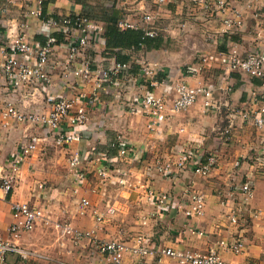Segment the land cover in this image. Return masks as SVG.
Segmentation results:
<instances>
[{
  "label": "crops",
  "instance_id": "0c3cea01",
  "mask_svg": "<svg viewBox=\"0 0 264 264\" xmlns=\"http://www.w3.org/2000/svg\"><path fill=\"white\" fill-rule=\"evenodd\" d=\"M207 1L216 6L205 10L192 0H165L160 7L146 5L145 12L155 14L151 23L142 21L143 0H43L41 18H28L26 38L33 45L45 41L42 17L79 16L100 24L102 41L92 43L90 56L102 67H108L116 61L115 53H119L118 60L125 61L122 63L133 62L131 72L137 77L140 65H149L155 71L157 85L141 82V87L121 91L120 100L113 97L115 91L99 93L98 101L88 108L86 124L74 131L80 132L82 139L71 145L58 142L44 129L31 131L23 125L9 123L0 134V163L3 162L0 171L4 172L17 156L19 143L25 138L36 139V151L23 159L13 189L7 195L0 189V237L10 239L7 230L13 222L14 203L42 209L45 224L36 222L30 232L11 237L27 254H8L2 264H105L104 255L94 243L87 239L72 240L64 232L65 227L82 232L93 230L96 241L118 240L134 247L139 245L140 237V244L152 251L171 249L205 254L216 249L229 264H264V244L259 246L264 237V160L260 165L256 162L258 157L264 159V128H251L239 115L243 109L256 111L264 107V83L228 69L230 53L245 57L264 49L261 30L264 0L255 2L251 9L246 8L243 0ZM218 2L224 3L222 9L217 7ZM23 12L21 0H0V49L6 38L21 32ZM124 18L134 22L137 29H119L117 23ZM224 19L231 20L232 29L227 28ZM109 27L120 31H151L154 37L149 38L156 39L158 47L142 45L138 50H107L104 34ZM55 78L52 88L55 95L88 97L91 86L87 83L70 92L65 91L58 76ZM178 83L211 89V102L218 106L216 111H207L199 99L184 112H166L157 117L156 126L150 130L149 120L142 112L134 113L133 102L128 105L124 101L149 92L157 97L166 94L164 98L169 103L173 86ZM13 102L18 107L42 103L39 98L28 101L20 94L15 95ZM232 118L234 130L227 144L217 148L221 164L210 176L200 177L189 168L176 174L154 170L155 163L176 162L181 152L201 156L213 152L219 133ZM65 130H70L67 125ZM118 137L130 147L129 155L124 158L117 156L113 146ZM53 144L61 147L64 163L60 164V158L53 154L50 147ZM75 151L82 154L84 163L71 170L67 158ZM237 161L240 167L234 171ZM100 168L107 169L109 179L98 177ZM118 171L128 173L125 186L117 183ZM78 172L84 176L81 181L77 179ZM247 179H253L252 198L242 212L243 223L233 227L225 218L227 209L220 205L221 195L229 192L232 183ZM43 183H49L53 189L42 191ZM148 189L169 195L172 201L165 214L159 213L157 205L147 199ZM190 189L204 197L205 208L203 215L187 219L175 211L174 205ZM54 191L63 195L55 198ZM83 200L88 206L83 207ZM109 208L116 211L109 214ZM101 216L102 220L97 222ZM238 237L243 238L239 253L219 249L221 241ZM137 263L177 264L174 259L155 252L141 258L124 257L123 264Z\"/></svg>",
  "mask_w": 264,
  "mask_h": 264
},
{
  "label": "built area",
  "instance_id": "2783aa9c",
  "mask_svg": "<svg viewBox=\"0 0 264 264\" xmlns=\"http://www.w3.org/2000/svg\"><path fill=\"white\" fill-rule=\"evenodd\" d=\"M21 1L24 6L23 22L19 25L21 32L10 39L6 38L0 49V91L2 92L0 94V134L11 122L44 129L58 142L71 145L82 139L80 132L74 131L86 124L88 108L98 101L99 93L106 92L105 90L115 91L113 97L120 100L121 91L126 92L135 86L141 87L143 86L141 82L147 81L150 86L157 85L154 81L155 71L149 65L141 64L137 77L131 72L134 68L133 62L113 61L108 67L98 64L97 59L91 57L89 52L92 43L98 44V40L102 41L100 36L103 28L100 24L84 17H42V35L45 41L43 44H31L26 38L28 18H41L43 0H33L32 4H30L31 0ZM143 1L145 7L142 21L151 23L155 14L151 11L145 12L146 5L160 7L165 0ZM243 1L246 8L251 9L258 0ZM192 2L200 4L205 10H209L210 6H216L215 3L210 4L207 0H192ZM217 4L220 9L224 6L223 2ZM234 16L236 17V15ZM223 22L228 29H232L230 19H224ZM117 27L119 29H137L135 23L127 18L119 21ZM261 30L264 35V20ZM144 34L147 37H154V33L151 31H146ZM55 35H60L62 38L57 39ZM228 69L247 77L260 79L264 83V49H258L245 57L230 53ZM56 76L64 85L65 91L71 92L76 90L79 85L87 83L91 86L88 97L86 98L84 94H75L70 97L55 95L52 88L56 82ZM16 94L33 102L39 98L42 103L32 107H18L13 102ZM212 94L213 92L209 88L191 87L185 83H178L173 86V97L169 103L168 99L164 98L166 94L157 97L149 92L139 95L131 101L128 99H124V101L129 102L128 105L133 102V112H142V115L149 120L148 128L153 130L157 117L159 118L166 112L173 114L184 112L199 99H202L207 111H216L218 106L216 107L211 102ZM239 115L251 128L257 130L264 128V107L256 111L243 109L239 111ZM234 123L232 118L219 133V137L216 139L218 143L213 152L205 156L193 152H181L176 162L155 163L154 170L161 174L173 172L176 174L189 168L200 177L210 176L221 164L217 148L227 144L228 138L234 130ZM66 125L70 130H65ZM30 138H25L19 143L17 156L11 159L4 172L0 171V189L6 195L13 189L23 159L36 149V139ZM262 144L264 152V138ZM113 146H116L119 157L124 158L130 153V147L122 137H118ZM263 160L258 157L256 162H259L258 165H260ZM83 163L84 158L81 153L75 151L68 155L67 164L71 170L78 169ZM239 167L240 163L237 161L233 166L234 171H237ZM117 174L115 176L117 183L120 186H125L128 173L118 171ZM97 175L101 180L110 178L105 168L98 169ZM77 179L78 181L83 180V174L78 172ZM253 188V179H247L239 184L232 183L229 192L226 195H221L220 205L227 209L225 218L233 227H238L243 223L242 212L249 206ZM146 193L147 199L157 205L159 213L165 214L168 211V206L172 201L168 194L158 193L153 189H148ZM88 204L86 200L82 201L83 207ZM204 205V197L190 189L181 195L180 201H176L174 209L185 218L191 219L203 215ZM11 207L13 222L7 230L10 239L0 237V264L5 261L8 254H27L11 240V237L18 238L22 233L30 232L35 223L43 218L42 209L30 207L26 203H14ZM115 211L114 208H109L107 212L113 214ZM96 220L97 222L101 221L102 216L97 217ZM188 230L192 231L191 228ZM64 232L76 242L87 239L94 243L97 250L104 255L105 264H123L126 255L141 258L154 252L157 255L174 259L177 264H229L218 255L216 249H211L205 254L171 249L152 251L140 244V237L138 238L139 245L129 247L118 240L96 241L93 238V230L82 232L65 227ZM241 238L238 237L233 241H221L219 249L237 254L242 248L243 238Z\"/></svg>",
  "mask_w": 264,
  "mask_h": 264
},
{
  "label": "trees",
  "instance_id": "16d2710c",
  "mask_svg": "<svg viewBox=\"0 0 264 264\" xmlns=\"http://www.w3.org/2000/svg\"><path fill=\"white\" fill-rule=\"evenodd\" d=\"M105 47L107 50L114 49H140L142 45L147 47L157 48L158 44H155L156 39L149 38L139 30H125L120 31L117 27H109L106 29L105 34ZM119 53H115L116 62L122 63L125 61L118 60ZM118 60V61H117Z\"/></svg>",
  "mask_w": 264,
  "mask_h": 264
},
{
  "label": "rangeland",
  "instance_id": "374dc122",
  "mask_svg": "<svg viewBox=\"0 0 264 264\" xmlns=\"http://www.w3.org/2000/svg\"><path fill=\"white\" fill-rule=\"evenodd\" d=\"M24 127H28V130H31V131H35L36 130V127H32V126H29V125H23ZM51 148H53V154L54 155H57L58 156V159L60 158V161H59V163L60 164H62V163H64V155L62 156L61 154H60V152H59V150H62L61 149V147L59 146V145H56V144H53V146H50ZM59 148V149H58ZM58 149V150H57ZM35 151H36V149H35ZM35 155H36V152H35ZM65 157H66V155H65ZM143 161L141 160L140 161V165L141 164H143L142 163ZM3 162H1L0 163V165L2 164ZM139 166V165H138ZM44 184V183H43ZM47 185H48V187H47ZM47 185L46 184H44V188H43V190L42 191H44L45 192V190L48 192L49 191V188L51 189H53V187H51L50 185H49V183H47ZM62 196L63 194L62 193H59V192H55L54 191V197L56 198V196ZM40 222H43L44 224H45V222L43 221V219H40L39 221H37V223H40ZM54 229H55V227H54ZM53 229V230H54ZM262 244H264V237L262 238V239H260V244H259V246H262ZM246 246V244H245V242H244V245H243V248Z\"/></svg>",
  "mask_w": 264,
  "mask_h": 264
}]
</instances>
